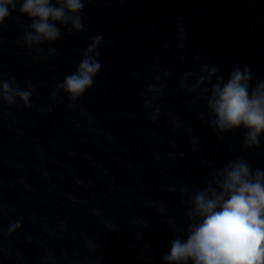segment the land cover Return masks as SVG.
<instances>
[{"label":"clouds","instance_id":"clouds-1","mask_svg":"<svg viewBox=\"0 0 264 264\" xmlns=\"http://www.w3.org/2000/svg\"><path fill=\"white\" fill-rule=\"evenodd\" d=\"M91 2L0 0V35L6 29L5 21L13 12H18L30 21L21 26L22 46L34 59L54 57L56 48L45 49L44 45L62 41L65 32H83L89 19L84 11L85 5ZM174 27L179 41L177 47L184 51L187 33L182 18H177ZM103 42L102 34L91 36L76 70L65 76L50 93L53 100L58 99L62 90L69 98L68 107H76L78 100L93 87L101 71L99 49ZM162 47L169 49L170 45L164 43ZM218 73V66L204 63L198 74L191 70L183 72L178 87L187 94H194L197 99H205L207 125L218 136L244 129L242 147L255 151L264 136V79L253 85L255 77L248 66L243 69L235 67L228 72L227 79ZM171 75V69L163 73L164 78ZM164 78L154 76L143 89L145 118L152 122L161 116L159 102L167 87ZM34 93L31 82L20 88L15 76L3 79L0 75V110L3 106L31 109ZM59 102L62 103V99ZM190 110L196 111L201 120L205 119L198 106ZM170 123L173 130L179 132L180 122L173 119ZM186 204L190 207L186 213L185 238L178 236L172 241L170 251L162 257L165 264H264V168L253 169L243 158L230 160L213 171L211 179L205 181V187L191 193ZM4 211L0 203V217ZM21 227V219L10 222L6 231L0 226V255L6 253L4 240ZM89 247L95 249L96 246L89 242Z\"/></svg>","mask_w":264,"mask_h":264}]
</instances>
